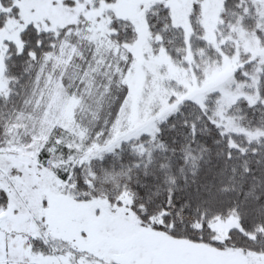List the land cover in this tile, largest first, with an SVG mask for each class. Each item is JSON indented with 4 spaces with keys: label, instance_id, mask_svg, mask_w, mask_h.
I'll return each mask as SVG.
<instances>
[{
    "label": "snow or ice",
    "instance_id": "obj_1",
    "mask_svg": "<svg viewBox=\"0 0 264 264\" xmlns=\"http://www.w3.org/2000/svg\"><path fill=\"white\" fill-rule=\"evenodd\" d=\"M134 2L148 33L140 53L135 21L113 16L107 37L115 48L106 49L84 14L42 27L24 19L21 0H0V151L24 144L37 168L52 173L65 204L86 217L54 235L56 198L44 199L35 234L16 241L4 233L0 264H194L166 251L184 241L238 250L244 264H264V59L241 53L227 87L212 92H192L191 81L170 76H149L138 92V56L151 62L190 53L191 61H180L187 68L210 50L220 62L235 49L227 41L219 51L208 45L203 0H188L187 33L174 0ZM67 3L84 13L101 9L95 20L115 6ZM221 7L218 40L249 22L264 38V0H222ZM5 32H15L19 43ZM176 33L181 44L173 48ZM193 40L207 47L197 52ZM6 210L18 211L0 187V211ZM217 219L235 220L223 239L211 227ZM17 243L19 255L10 251Z\"/></svg>",
    "mask_w": 264,
    "mask_h": 264
},
{
    "label": "rangeland",
    "instance_id": "obj_2",
    "mask_svg": "<svg viewBox=\"0 0 264 264\" xmlns=\"http://www.w3.org/2000/svg\"><path fill=\"white\" fill-rule=\"evenodd\" d=\"M21 3L23 4L24 19L39 21L42 27L45 20L49 21L51 27L56 28L76 19L77 13L84 14L86 19L94 22V38L106 49L115 48V41H110L107 37L109 32L114 31L108 27L113 16L135 21L142 30V37L137 40L135 45L137 52L140 53L147 49L148 33L143 27L142 14L136 8L134 0H115L111 14H108V9L105 7L103 9L105 14L100 20H95V17L101 15V9H89L87 13H84L82 6L72 7L67 3V0H55V3L53 0H21ZM174 4L177 22L185 26V33L190 32L191 29L188 27L186 19L190 11L188 0H174ZM221 4L222 0H203L200 23L204 26V36L211 49L219 51V44L227 41L228 46L235 49L231 56H223L221 61L217 62L214 52L210 50L198 61L190 63L187 68L182 67L180 61L181 59L191 61L190 53L178 58L152 59L151 62L138 56V66L133 76L138 92L143 89L144 82L149 76L154 79L170 76L186 85L191 81L190 91L212 92L221 86L227 87L232 69L240 63L239 55L241 53H250L249 58L260 56L261 59H264V38L254 33L253 25L250 22L243 26L236 25L233 29L236 33L235 36L224 35L219 40L217 39L221 31H224L221 23V13L223 12ZM224 19L227 20V17L225 16ZM3 35L19 43L15 32H5ZM192 44L197 52L203 51L207 47L197 40H193ZM225 51H227V47ZM198 73L199 77H202L199 86L196 84V80L199 78ZM155 90L163 91V88L157 85ZM56 122L57 118L49 120L46 132L50 131ZM14 169L19 170V174L13 172ZM53 179L51 172L37 168L35 156L27 150L24 144H12L10 148L0 151V187L7 189L10 207L18 209L15 214L6 210V218L0 221V230H2L0 231V246L3 243L4 233H14L15 240L20 241L23 233L35 234L37 232L39 218L46 214L42 204L48 197L55 196L56 198V221L55 224L49 226V230L54 235H62L69 223H82L86 220L84 213L79 208L69 207L65 204L64 199L56 191ZM234 225V219L223 221L217 219L211 224V227L217 232L216 238L223 239L228 228ZM36 247L39 248V245L37 244ZM155 247L162 246L156 245ZM10 251L17 255L22 252L19 243ZM166 251L169 255L192 261L194 264H244L245 260L238 250L219 251L213 247L186 241L177 247L167 248Z\"/></svg>",
    "mask_w": 264,
    "mask_h": 264
},
{
    "label": "trees",
    "instance_id": "obj_3",
    "mask_svg": "<svg viewBox=\"0 0 264 264\" xmlns=\"http://www.w3.org/2000/svg\"><path fill=\"white\" fill-rule=\"evenodd\" d=\"M181 44V37H180V34L179 33H176L174 34V40H173V44L171 45V47L173 48H178ZM172 57L173 58H178L179 56L176 55L175 52L172 53ZM227 235V233H226ZM186 242H190V241H186ZM190 243H193V242H190ZM195 244H198V243H195ZM203 246H208V247H212L210 245H206V244H201Z\"/></svg>",
    "mask_w": 264,
    "mask_h": 264
},
{
    "label": "water",
    "instance_id": "obj_4",
    "mask_svg": "<svg viewBox=\"0 0 264 264\" xmlns=\"http://www.w3.org/2000/svg\"><path fill=\"white\" fill-rule=\"evenodd\" d=\"M6 218V213L5 212H1L0 213V221L4 220Z\"/></svg>",
    "mask_w": 264,
    "mask_h": 264
}]
</instances>
